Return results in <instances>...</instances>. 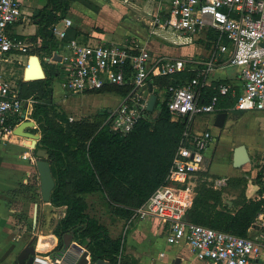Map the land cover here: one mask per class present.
Masks as SVG:
<instances>
[{"label": "built area", "instance_id": "1", "mask_svg": "<svg viewBox=\"0 0 264 264\" xmlns=\"http://www.w3.org/2000/svg\"><path fill=\"white\" fill-rule=\"evenodd\" d=\"M23 15L22 0H0V134H11L25 121L22 119L25 100L19 96L18 85L5 78L6 65L14 62L13 55L27 58L40 46L39 41L33 43L10 34V29L21 22ZM154 18L150 23L152 27L170 30L180 37L210 35L209 42L217 47L219 55L211 52L206 61L196 62L202 70L192 80L182 86L170 84L159 91H164L171 122L183 121L185 130L166 183L132 210L129 223L155 221L167 243L183 244L200 264H264V234L255 240L185 219L197 173L204 172V154L213 141L211 131L192 130L196 117H215L220 112L218 103L227 97L235 100L228 110L264 112V0H169L164 14ZM71 24L70 19L64 18L52 26L53 36L60 42L53 54L61 56L64 96L98 91L106 86H132L106 120L109 130L121 137L131 133L145 118L147 99L143 94L150 81L172 77L192 64L189 58L151 57L133 40L92 44L89 39L74 38L63 42ZM53 54L45 61L52 63ZM227 66L237 69V78L217 85L216 94L207 102H201L202 78ZM27 100L34 104L33 99ZM12 121H16L13 126ZM207 181L215 189L226 186L224 178H208ZM66 254L67 250L48 254L35 251L32 264H63ZM80 255L78 253L77 258ZM85 259L86 264H91L88 253Z\"/></svg>", "mask_w": 264, "mask_h": 264}, {"label": "trees", "instance_id": "2", "mask_svg": "<svg viewBox=\"0 0 264 264\" xmlns=\"http://www.w3.org/2000/svg\"><path fill=\"white\" fill-rule=\"evenodd\" d=\"M43 1V7L32 17L36 32L30 38L32 42L39 41L40 46L30 55L40 58L46 77L40 81L19 83V96L34 100L31 119L38 125L39 147L49 155L55 182L49 203L54 208L64 207L65 212L51 235L40 238L45 240L43 246L39 244V247H45V252L40 254L63 250L65 236H70L72 242L87 251L91 264H135L133 258L124 255L121 238H111L106 227L87 214L85 195L100 193L112 215L129 219L133 209L145 203L157 188L166 183L185 124L183 121L171 122L165 98L152 112L146 111L145 118L125 137L109 130L107 110L98 112L91 120L69 119L52 100V83L59 70L45 58L57 51L60 44L53 36L52 26L66 18L72 3L79 0ZM80 36L70 27L63 42ZM196 74L186 69L172 77L153 78L149 84L157 87L154 91L157 96L170 84L182 86ZM226 82L219 80L211 87H200L201 102H207L216 94L215 87ZM131 88L128 84L106 86L93 93H114L125 97ZM234 101L230 97L222 98L218 103L220 112H226ZM15 123L12 121L11 125ZM197 175L194 196L185 219L193 224L248 237L257 216L264 212L262 173L256 176L258 190L255 199L246 197L248 179L245 177H229L225 187L215 189L207 181L212 178L208 173L199 172ZM224 194L232 195L230 206L225 202Z\"/></svg>", "mask_w": 264, "mask_h": 264}, {"label": "crops", "instance_id": "3", "mask_svg": "<svg viewBox=\"0 0 264 264\" xmlns=\"http://www.w3.org/2000/svg\"><path fill=\"white\" fill-rule=\"evenodd\" d=\"M30 1L31 0H22L24 15L21 19V22L14 25L10 29V34L12 36L29 42L31 41L30 38L36 32V25L33 22L32 17L34 13L44 5L43 0H34L33 2ZM81 1L85 2L86 4ZM92 1L97 2V0H79L72 3L71 8L73 7L74 12L76 8H78L82 18L87 20L88 17L87 14L84 13L86 11L83 9V7L88 5L90 7H94V9L97 10V6H94ZM128 1L129 0H123L122 2L125 3ZM115 3H118V0H110V2H108L109 5L116 6ZM117 7L118 9L123 10L121 5H118ZM168 7L169 5L165 9ZM70 11L66 16L68 19H70ZM127 11L131 13L135 12L134 9H127ZM74 21L75 22H72L71 20V28L76 30V32L81 35L80 38L89 39V42L92 44L111 42L116 43L113 39L108 38L107 30H105V28L101 25H96L93 28H87L81 23L79 24V22H76L75 19ZM131 22L132 23L125 26L123 28L124 31L119 34L120 42L133 40L140 48L148 51L151 57L165 56L167 58L173 59L189 58L192 61V64L189 65L187 69L197 73L198 71L202 70V66L200 67L196 65V62L206 61L211 52H216V56L219 55L217 47H214L209 42V37L211 38L210 35L206 38L205 34L193 38H184L180 37L179 35H175L174 33L169 34L166 32V30L159 27H152L150 25V21H139V24H137L135 19L131 18ZM18 28H21V32L19 33L16 32V29ZM208 44H210L209 47L207 46ZM182 49L191 51H188V53H182ZM17 56L18 54L13 55L11 59L14 62L8 65L16 64L22 68L21 81H17L18 89H20L19 83L24 82L23 76L29 64V57L25 58V62H23L22 60L20 61V59H17ZM231 68L234 70L232 72H228V69ZM237 74L236 68L227 66L223 69H216L215 71L206 74L202 78L201 83L204 87H211L215 81L235 80L237 78ZM57 77H55V79ZM63 81L64 80H62V82ZM53 83L52 100L55 104H57V106L61 105L64 108V105L70 103H64L62 99H60V101L54 98ZM154 91V86H151V91L148 95H155ZM163 92L164 91L158 92V94L162 93V100L164 99ZM158 94L157 96L155 95L157 98L155 106L158 102H160ZM81 95L83 96V100L88 102V107L82 108L80 103H77L73 100L77 106L76 112L90 113L89 116L82 117L88 118L90 120L102 110H107L109 114L110 111L113 110L121 100V97L114 93L97 94L93 92H85ZM68 99H70V97ZM24 100L25 102L22 109V116L25 121H33L31 119L33 103H29L27 99ZM91 113L93 114L91 115ZM225 113L227 116L222 129L215 128V117L207 115V125L203 131L212 130V133L216 136V144H211L205 151L203 160L204 172L208 173V175H210L212 178L217 177L227 179L229 177H245L248 179V184L245 190L246 197L249 199H255L257 198L258 187L252 182H249V179L252 178V175L248 177L246 174V169H243L244 165L238 168L234 167L236 172L226 175L214 173L211 170V165L217 149V144L222 136L225 140L230 141L228 155L232 167L233 154L238 146H243L245 148L249 159H251L253 153L263 151L264 141L258 139V136L260 134L261 128L264 127V112H236L227 110ZM251 117L252 119L255 117H261L262 120L260 122L251 123ZM78 119L81 118H77L75 120ZM192 130L194 132H201L195 129V122ZM26 131L40 135L36 122H34L33 127L27 128ZM235 131H238L240 134L234 139L232 135ZM261 133L263 134L264 130ZM36 161L37 159L34 154V149H31L30 147V140L13 135V133L0 134V264H18L17 256L27 246L32 247L37 252H45V247H41L43 246L44 239L40 240V238H48L51 235V232L57 221L64 215V207L54 208L50 203L42 202ZM260 172L262 173V180H264V171ZM85 200L88 204L86 211L87 214L105 226L111 238H121L124 243V255L133 258L136 261L135 264H173L177 259H179L180 264H200L193 258L191 253L183 244L167 243L161 228L155 221L129 223L130 218L125 220L112 215L109 212V209H107L108 207L106 202L100 193L85 195ZM225 202L230 206L228 203L230 202V199H225ZM40 206L46 210L44 218L45 223L48 221L49 216L52 215L53 212L56 211L60 214L56 217L48 230L46 229L45 225H39L38 231L27 239V233L24 231L25 229H21V226L16 224L14 216L18 212V207H21L24 212L33 208V212L36 214L37 208ZM105 212H107V214H105ZM104 216L107 217L106 221H103V218H105ZM33 224L34 225L32 229H36L37 224L35 222ZM262 225H264V212H261L257 216L254 227L248 231V237H255V240H259L261 235L264 234V226ZM40 243L42 245L39 247ZM77 254L78 253L74 249L69 247L67 249V254L63 264H77L79 260V258H77ZM100 264L103 263L100 262Z\"/></svg>", "mask_w": 264, "mask_h": 264}, {"label": "rangeland", "instance_id": "4", "mask_svg": "<svg viewBox=\"0 0 264 264\" xmlns=\"http://www.w3.org/2000/svg\"><path fill=\"white\" fill-rule=\"evenodd\" d=\"M33 1L34 0H31L30 2H33ZM122 1L123 0H118L119 4L115 3L116 6L109 5L108 2H110V0H99V1L97 0V2L92 1V4L94 6H97V10H95L94 7L83 5L84 6L83 9H85L86 11L84 13L87 14V17H88L87 20L82 18L79 12L80 10L78 8H76L74 12V9L72 7L70 14H69V18L72 20V22H75L74 21L75 19L76 22H79V24L81 23L84 27H87V28H93L96 25H101L102 27L105 28V30H107V36L109 39L110 38L113 39L116 43H123V42H120L119 34L124 31L123 28L125 26L132 23L131 18H134L137 24H139V21H144V20L146 22L147 21L153 22L155 19L154 16L161 17L164 14L165 8L169 5V0H129L128 2H125V3ZM118 5H121L123 7V10L118 9L117 7ZM127 9L129 10L134 9L135 12L134 13L128 12ZM16 32L18 33L21 32V28L16 29ZM166 32L169 34L173 33L170 30H166ZM174 34L178 35L176 33ZM188 51H191V50H188ZM188 51L186 49H182L181 52L188 53ZM62 52L63 51H59V53H62ZM25 58L26 56L24 55L17 56V59H20V61L22 60L23 62H25ZM53 64L59 70V75L54 80V83H53L54 98L56 100L62 99L64 103H70V104L64 105V108L63 106L59 105L58 108L64 113H66V115L71 120L89 116L90 113H87V112L85 113L76 112L77 106L75 102L80 103V106H82V108L88 107V102L83 100V96L81 94H73V95L64 96V90L62 88V83H63L62 80H64L65 78L64 70L62 69L61 65H59V63H53ZM6 68L7 70L5 71V78L8 81H10V83L15 85L18 83L17 81H21V73H22L21 67L17 66L16 64L14 65L7 64ZM233 70L234 69L232 68L228 69V72H232ZM161 95L162 93L158 94L160 102L162 101ZM69 97L70 99H68ZM73 100L75 102H73ZM92 114L93 113H91V115ZM207 117H208L207 115L196 117V121H195L196 130L203 131L205 129V126L207 125ZM261 120H262L261 117L259 118L255 117L253 119L251 117V123L260 122ZM263 128L264 127L261 128L260 134L258 136V139L262 141H264V133L263 134L261 133L264 130ZM239 134L240 133L238 131H235L232 137L235 139V137H237ZM212 144L213 145L216 144V136L214 134H213ZM229 147H230V141L225 140L222 136L217 144V149H216L215 155L213 157L212 165H211V170L214 173H217L219 175H226V174H231V173L236 172V169L231 166V163L229 160V155H228ZM243 169H246V174L248 175V177L252 175V178L249 179V182H252L258 187L255 181H256L257 174H259L260 171L262 172L264 171V150L258 153L257 152L253 153L250 161L243 166ZM224 198L232 199L233 197L232 195L225 194ZM17 211H18L17 214H15L14 216L15 222L16 224L21 226V229H25L24 231L25 233H27V236H26L27 239L38 231L39 225H42V226L45 225L46 229L48 230L49 227L53 224V221L56 219V217L59 216L60 214L59 212H56V211L53 212V214L49 216L50 220L48 219V221H46L45 223L44 218H45L46 210H44L42 206L37 208L36 214H34L33 208L24 212L21 207H18ZM105 214H107V212H105ZM106 220H107V217L103 218V221H106ZM34 222L37 224L36 229H32Z\"/></svg>", "mask_w": 264, "mask_h": 264}, {"label": "water", "instance_id": "5", "mask_svg": "<svg viewBox=\"0 0 264 264\" xmlns=\"http://www.w3.org/2000/svg\"><path fill=\"white\" fill-rule=\"evenodd\" d=\"M51 62L60 63L61 56L54 53ZM45 77L46 75L44 66L40 58L37 55L29 56V64L23 76L24 82L40 81L45 79ZM150 91L151 85H148L147 90L144 91L143 96L145 99H147V111L152 112L157 98L155 95L149 96L148 94ZM226 116L227 115L225 112L218 113L214 118V127L217 129H222L225 123ZM33 125V121H22L13 129L12 133L13 135H16L18 137L30 140V147L31 149L35 150V157L37 159L36 169L39 175L41 200L44 203H49L51 193L55 186V182L51 174L50 164L48 162L49 155L45 149L39 147L40 135H36L26 131L27 128H31L33 127ZM249 161L250 159L245 151V148L243 146H238L233 154V167H241ZM228 203L231 205V202ZM71 240L72 239L70 236H65L64 250H67L69 247H71L77 253L81 254L77 264H86L87 261L85 257L87 256V252L83 251V248L81 246L77 245ZM34 255L35 250L32 247L27 246L17 256V262L18 264H32ZM96 264H100V262H97ZM173 264H180L179 259H177Z\"/></svg>", "mask_w": 264, "mask_h": 264}, {"label": "bare ground", "instance_id": "6", "mask_svg": "<svg viewBox=\"0 0 264 264\" xmlns=\"http://www.w3.org/2000/svg\"><path fill=\"white\" fill-rule=\"evenodd\" d=\"M29 146V145H28ZM29 149V148H28Z\"/></svg>", "mask_w": 264, "mask_h": 264}]
</instances>
